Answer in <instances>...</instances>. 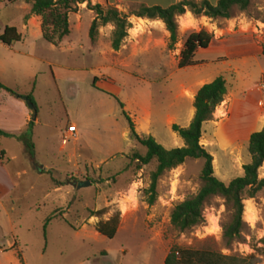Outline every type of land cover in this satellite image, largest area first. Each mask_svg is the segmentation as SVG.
<instances>
[{"label": "rangeland", "instance_id": "374dc122", "mask_svg": "<svg viewBox=\"0 0 264 264\" xmlns=\"http://www.w3.org/2000/svg\"><path fill=\"white\" fill-rule=\"evenodd\" d=\"M2 1L0 34L7 26L21 28L32 7L24 0ZM81 5L71 14L72 35L60 47L43 36L12 47L0 43V82L17 94L0 89V130L10 135H0V153L7 154L0 161V264H164L175 246L217 252L231 258L227 264H264V190L244 202L243 232L231 244L223 228L231 223L232 211L222 197L207 202L203 225L179 231L172 224V212L202 188L205 162L189 159L167 171L158 182L157 201L150 206L147 190L158 161L141 166L135 160L147 149L131 138L120 106L125 105L139 135H152L167 150L177 149L185 144L179 136L175 142L172 127L187 128L186 112H179L178 124L174 115L167 114L176 111L171 106L177 102L179 76L188 79L205 71L224 77L235 98L227 92L217 107L221 117L214 130L204 132L201 144L213 155L220 181L229 185L242 177L244 166L252 161L248 138L264 126V92L258 91L264 81V0H251L247 11L234 8L232 19L207 25L214 32L222 29L219 35L224 40L238 36L248 53L245 58L227 60L224 53L199 52L197 59L210 64L197 71L173 72L172 79L171 69L186 39L179 35L174 50H169V38L162 37L156 38L158 42H140L134 49L123 43L117 54L111 46L115 27L108 25L100 28L102 40L94 48L88 12L82 28H76L73 14L87 3ZM118 10L129 15L131 5ZM235 19L243 23L227 22ZM143 29L141 22L132 35ZM235 44L231 41L228 46ZM163 66L167 69L161 71ZM95 78L101 88L93 86ZM30 95L35 115L21 100ZM29 114L34 155L20 139L29 135ZM212 121H217L215 116ZM71 125L77 127V136L64 144ZM259 175L264 178V165ZM86 182L90 186L83 187ZM54 213L58 217L46 228ZM115 216L120 217L116 237L96 238L97 224Z\"/></svg>", "mask_w": 264, "mask_h": 264}, {"label": "trees", "instance_id": "16d2710c", "mask_svg": "<svg viewBox=\"0 0 264 264\" xmlns=\"http://www.w3.org/2000/svg\"><path fill=\"white\" fill-rule=\"evenodd\" d=\"M10 4L22 0H7ZM31 4V14L41 18L43 38L54 45L60 47L63 41L71 35L70 15L81 4L87 3L88 10L93 11L95 19L90 27V39L93 45L98 42L100 28L108 25L115 27L112 48L118 52L126 38L129 36V30L133 24L131 17L147 19L152 21H162L166 30L170 34L169 50H174L179 39V18L187 12H191L196 17H207L211 20H230L234 8L240 11H247L251 5V0H219L216 5L207 0H181L180 2L163 8L160 6H146L143 4H132L129 15L121 13L118 9L111 6L92 5L91 0H24ZM214 35L206 30L194 32L188 36L184 48L180 55L179 68L186 69L196 67L199 62L195 60L198 50H207L212 44ZM22 41V35L16 27L7 26L0 34V42L7 46ZM98 78L94 79V87H97ZM0 89L17 95L0 82ZM227 96V82L224 77L217 78L214 82L203 86L196 98L194 107L196 109L195 117L187 128L173 125L172 129L184 141V147L167 150L160 145L153 136L143 137L136 131V125L133 119L125 111V105L120 102L124 115L127 118L130 127L131 138L147 149L145 156L136 155L135 160L141 166L149 165L153 160L158 161V168L152 174V184L147 194V200L150 206L157 201V186L160 178L167 172L172 171L187 160H204L202 171V188L194 197L177 205L171 216L173 226L181 232L188 231L194 227L205 223L204 210L207 202L213 197H222L227 206L232 211L231 223L225 226L224 237L228 243H233L242 235L244 228V202L254 199L256 195L264 190V178L259 175L260 169L264 165V127L261 131L251 135L249 141V153L252 161L244 166V175L234 179L229 185L220 181L214 172V157L201 144L203 137V126L205 123L214 119V114ZM29 102L35 105L33 95L27 97ZM37 113L35 106L34 115ZM34 123H29V135L23 136V140L31 155H34V147L30 140L33 134ZM1 136L10 135L0 130ZM7 158L6 152L0 153V161L4 162ZM142 169V168H140ZM105 214L104 211L99 212ZM58 217L57 213L51 215L46 222L47 226ZM120 217L115 216L106 222H99L96 230L102 236L113 240L118 232ZM231 258L213 251L195 250L192 248L173 247L167 255L164 264H227Z\"/></svg>", "mask_w": 264, "mask_h": 264}, {"label": "crops", "instance_id": "0c3cea01", "mask_svg": "<svg viewBox=\"0 0 264 264\" xmlns=\"http://www.w3.org/2000/svg\"><path fill=\"white\" fill-rule=\"evenodd\" d=\"M181 0H91V3L95 6V5H101L104 7L107 6H111L114 7L116 9H120V10H125L126 6L128 5H132V4H143L146 6H160L163 8H168L178 2H180ZM202 1V0H199ZM212 3L215 4V2L218 3L219 0H209ZM216 3V4H217ZM82 6V5H81ZM84 6V5H83ZM88 6V4H87ZM31 9L32 7H30V11L28 12V17L26 18V20H24V22L22 23L21 28H17L18 32L22 35V41H33L34 39L38 38L39 36H43V31H42V20L40 17L35 16V15H30L31 14ZM28 10V9H27ZM88 12L91 15V24L95 19V14L93 11L88 10L87 7L85 8H80L78 14H73L76 16V28L78 30H80L82 28L83 25V18H84V13ZM71 16L70 15V25H71V35L73 32V24L71 22ZM143 22L144 23V29L143 30H139L138 34L136 36L132 35L137 29L140 28V23ZM179 35L183 38V39H187L188 36L194 32H199L201 30H206L207 32H209L210 34H215V38L213 39L212 44L210 45V47L207 50H198L196 53V57L195 60L197 62H199V65L196 67H189L186 69H180L179 68V61H177L176 67H172L171 70H173L171 72V74L169 75V78L172 79L173 75L176 73V75L178 73H182V72H186V71H197V69H199L202 66H207L210 64V61L208 60H198L197 56L199 54V52L202 53H208V52H215V53H224L226 54L228 57V59L230 58H245L247 56V51L246 48L244 46H242V44H239V39L238 36L236 39L231 40L234 41L235 47H229L228 43H230L231 41H227L221 38V36L219 35L222 34L224 31L222 29H218V31L214 32L213 30L208 29L207 25L209 26H213V22H215L214 20H211L207 17H196L194 16L191 12H187L184 16H181L179 18ZM232 25H237L238 22L239 23H243L242 20H232V21H227ZM131 23L133 24V28L130 29L129 31V36L126 38V40L124 41V48L126 49H130L133 48L134 46L140 42H144V41H149L152 43L153 42H158V40H156L157 37H162L164 38V40H167L168 38H170V34L169 32L166 30V26L162 21H152V20H147V19H139L134 17L133 20H131ZM91 27V25H90ZM103 29L105 27H102ZM100 32L101 33V38L99 39V42H97V45H93L92 46L94 48H97L100 46L101 40H102V35H103V30ZM4 31V30H3ZM70 35V36H71ZM67 37L63 43L70 38ZM240 38V37H239ZM1 43V42H0ZM20 43V42H19ZM62 43V44H63ZM61 44V45H62ZM1 45H4L3 43H1ZM214 45H217L214 47ZM7 46V45H4ZM13 46V45H12ZM12 46H7V47H12ZM54 46V45H53ZM112 46V45H111ZM239 49V50H238ZM113 50V48H112ZM233 50V51H231ZM234 50H238L234 53ZM114 51V50H113ZM117 54L122 53L121 50H119L118 52L114 51ZM180 60V59H179ZM165 69H167L165 66H163L162 68H160L161 71H164ZM175 72V73H173ZM205 71H199L196 73H192L191 77L188 79H185L182 75L179 76L178 81L176 82V86H177V95H176V104H172L171 107H174L176 109L175 113L171 112L169 114H167V117L169 116H175L176 120L175 123L178 124V114H180V111H184L185 110V117H186V127H189L191 122L193 121L194 117H195V113H196V109L194 107V103H195V98L199 92V90L207 85L210 84L212 82H214L217 77H215V75L210 72L204 73ZM98 86L101 88V86H103L102 84L100 85V83H98ZM97 86V87H98ZM98 87V88H99ZM227 92L229 94H231L234 98L235 95L233 93H230L227 89ZM227 93V94H228ZM22 100V99H21ZM262 99H259V105L260 102L263 103V101H261ZM24 101V100H22ZM253 105V104H252ZM221 108H218L217 111L215 112V118L217 121H209L207 123L204 124L203 126V134L207 129H211L214 130L215 129V124L216 122H218L219 118L221 117ZM26 121L29 124L32 121V115L29 114L26 116ZM264 126H260L257 130H255L253 133L255 132H259L263 129ZM78 130V129H77ZM220 133V132H219ZM252 133V134H253ZM251 134V135H252ZM248 138V143L250 141V137ZM152 136V135H151ZM177 134L174 133L173 134V138L176 140V143H179L178 138H177ZM179 148L182 147V144H179L178 146ZM217 163V161H216ZM215 163V164H216ZM96 238H99L100 236H102L101 234H99L96 230V232L94 233ZM83 264H94L91 262H86Z\"/></svg>", "mask_w": 264, "mask_h": 264}, {"label": "built area", "instance_id": "2783aa9c", "mask_svg": "<svg viewBox=\"0 0 264 264\" xmlns=\"http://www.w3.org/2000/svg\"><path fill=\"white\" fill-rule=\"evenodd\" d=\"M2 10H3V1L0 0V13L2 12ZM258 91L264 92V81L259 85ZM260 105L262 106L263 103L260 102ZM77 132H78L77 127L75 125H71L65 133V139L63 141L64 144H66L70 138L76 137Z\"/></svg>", "mask_w": 264, "mask_h": 264}, {"label": "water", "instance_id": "95a60500", "mask_svg": "<svg viewBox=\"0 0 264 264\" xmlns=\"http://www.w3.org/2000/svg\"><path fill=\"white\" fill-rule=\"evenodd\" d=\"M21 99L24 100L28 104V106L31 108V110L34 111V109H35L34 104L30 103L27 97H21ZM82 186L83 187L90 186V182H86Z\"/></svg>", "mask_w": 264, "mask_h": 264}, {"label": "bare ground", "instance_id": "6f19581e", "mask_svg": "<svg viewBox=\"0 0 264 264\" xmlns=\"http://www.w3.org/2000/svg\"><path fill=\"white\" fill-rule=\"evenodd\" d=\"M159 264V263H158Z\"/></svg>", "mask_w": 264, "mask_h": 264}]
</instances>
